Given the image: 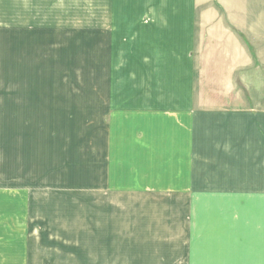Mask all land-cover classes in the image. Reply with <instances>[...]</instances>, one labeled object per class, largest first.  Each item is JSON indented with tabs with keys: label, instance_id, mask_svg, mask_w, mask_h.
I'll list each match as a JSON object with an SVG mask.
<instances>
[{
	"label": "crops",
	"instance_id": "obj_1",
	"mask_svg": "<svg viewBox=\"0 0 264 264\" xmlns=\"http://www.w3.org/2000/svg\"><path fill=\"white\" fill-rule=\"evenodd\" d=\"M44 45H95L89 234L40 227ZM0 264H264V0H0Z\"/></svg>",
	"mask_w": 264,
	"mask_h": 264
},
{
	"label": "rangeland",
	"instance_id": "obj_2",
	"mask_svg": "<svg viewBox=\"0 0 264 264\" xmlns=\"http://www.w3.org/2000/svg\"><path fill=\"white\" fill-rule=\"evenodd\" d=\"M94 57L95 45L40 46L39 217L46 232L48 224L55 227L51 232L62 230V218L68 213V228L77 230L85 223L88 234L94 228V205L80 204L77 196L79 165L92 163L94 157L95 85L102 81ZM101 115L100 107L99 119ZM82 211L87 212L85 222L80 219Z\"/></svg>",
	"mask_w": 264,
	"mask_h": 264
}]
</instances>
